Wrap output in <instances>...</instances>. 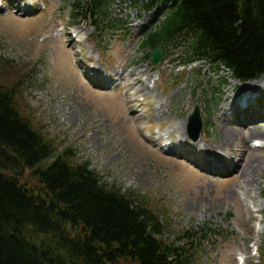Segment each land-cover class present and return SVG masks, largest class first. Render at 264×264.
<instances>
[{
	"label": "rangeland",
	"instance_id": "rangeland-1",
	"mask_svg": "<svg viewBox=\"0 0 264 264\" xmlns=\"http://www.w3.org/2000/svg\"><path fill=\"white\" fill-rule=\"evenodd\" d=\"M76 1L0 0V59L7 67H0V75L9 84L24 77L35 124L59 147L73 146L77 157L88 160L108 185L144 197L145 203L162 216L165 241L177 242L185 230L196 231L206 225L208 231L215 230L217 236L201 241L203 250L195 264H230L229 257L236 264L239 256L245 257L247 264H259L260 255L252 256L250 247L264 248V149L248 151L244 142L247 132L232 146L221 147L222 128L235 127L223 122L220 116L229 94L226 85L233 83L231 76L203 64L177 68L178 54L169 56L173 50L164 48L163 55L169 56L168 60L154 70L162 78L153 72L145 61L148 51L139 45L151 21L162 18L161 4L150 10L128 0H114L108 16L126 23L125 28L106 32L105 37H94L87 21L71 27V5ZM10 3L16 6L12 9ZM18 6L37 13L23 15V11H16ZM92 69L96 76L91 80H98L101 85L102 79L118 81L112 73L120 69L126 70V74L133 71V77L127 78L129 84L125 87L121 81L118 88L105 92L101 85H91L87 72ZM146 72L160 80L155 91L145 95L143 103L141 89H146ZM130 88L133 92H129ZM137 104L143 107L133 114ZM196 104L206 126L215 123V127L202 130L195 156L189 153L190 148L181 150L190 155L186 159L180 158L181 153L176 150L172 151L175 156L170 157L143 143L142 140L150 139L148 134H152L151 145L165 143L163 136L167 135L174 137L170 141H179L177 146L184 145L186 140L192 142L184 124ZM138 115L142 118L137 122ZM201 146L207 150L202 157L213 150L229 163L247 160L254 169L252 184L246 185L241 177L221 178L218 174L196 171L192 163H197ZM231 189L236 191L237 199L227 197Z\"/></svg>",
	"mask_w": 264,
	"mask_h": 264
},
{
	"label": "trees",
	"instance_id": "trees-1",
	"mask_svg": "<svg viewBox=\"0 0 264 264\" xmlns=\"http://www.w3.org/2000/svg\"><path fill=\"white\" fill-rule=\"evenodd\" d=\"M110 1L86 0L84 16L97 29L107 19L99 4ZM129 1L150 7L172 3L143 38V49L162 43L181 51L182 63H221L240 79L264 73V0ZM4 78L0 75V264H186L183 249L158 241L162 225L143 196L108 186L72 148L59 150L35 124L24 77L12 84Z\"/></svg>",
	"mask_w": 264,
	"mask_h": 264
},
{
	"label": "bare ground",
	"instance_id": "bare-ground-1",
	"mask_svg": "<svg viewBox=\"0 0 264 264\" xmlns=\"http://www.w3.org/2000/svg\"><path fill=\"white\" fill-rule=\"evenodd\" d=\"M15 6H16V4L10 3L11 8H13ZM146 71H148V70H146ZM124 72H126V70L120 69L118 72L112 73L114 76H118V81L123 82V87H125V85L129 84L128 83L129 81H127V78L133 77V71H130L127 74ZM143 74H145V76H144L145 81H144L143 85L146 86V89L142 88L141 91L144 92L143 96L145 97V95H148L152 91H155V84H156L157 80H155L154 77H152V78L149 77L148 72L143 73ZM122 76H125V77L122 78ZM130 82H131L130 84L133 85V82L132 81H130ZM152 82H153V85H151ZM114 83H117V82H114ZM235 86H236V84H233V83H231L229 85V89L227 90V94L228 93L229 94L227 96L225 106L222 108L221 115H220L223 122H226L228 124L232 123V124H234L235 127L230 128V126L229 127L224 126V128H222L221 134H220L222 137L221 147L232 146L234 141H237L242 134H245L247 132L248 137L245 138L246 139L244 141L245 146H246L248 151L256 152L257 151L256 148L249 147V143L250 142H253V143H255V142L261 143L262 142V138H263L262 134L263 133L259 129V127H264V125L259 126V124L264 122L263 121L264 118L260 119L259 121H256V122H258L256 124H255V121H249V118L246 115V110H244V112L240 111V105L244 104V103L248 104L250 96H252L254 93H256V92H258L264 88V77L262 79H260L259 81L254 82L252 84L242 85L241 89H235ZM230 87H232L231 90H230ZM129 92H133V88L132 89L130 88ZM135 93H138V91ZM160 111H161V107H160V104H158V107L156 109L157 114H159ZM135 112L136 111H132L133 114ZM233 116L235 117L234 120L229 119ZM185 124H184V126H185ZM237 163H238V165L236 164L237 166L234 165L232 167L229 165V161L225 156H223L219 153H216L213 150H210V151H208L207 155L202 157L201 160H199L196 164H199V167L201 169H203V167L205 166L204 168H205V171L208 175H211L213 173L215 175L216 174L221 175L219 167L222 165L223 167H221V168H225V171L227 173L232 174V179H235L236 177L237 178L241 177L242 181L245 182L246 185L247 184L251 185L252 184L251 175L254 172L252 165L249 166L248 161L245 160L244 158L239 159L237 161ZM243 163L248 164V167H243L245 165ZM231 196H233V198L237 199L236 191L233 189H231L227 193L228 198ZM233 198H231V199L233 200ZM259 211L261 212V210H259Z\"/></svg>",
	"mask_w": 264,
	"mask_h": 264
},
{
	"label": "water",
	"instance_id": "water-1",
	"mask_svg": "<svg viewBox=\"0 0 264 264\" xmlns=\"http://www.w3.org/2000/svg\"><path fill=\"white\" fill-rule=\"evenodd\" d=\"M160 55H161V51H160V49H156V50H154V51L152 52V57H151V59H152V62H153L154 64H157V63L160 61ZM190 121H191V124H192V125H194V124L199 125V124H200V120H199V116H198V113H197V112H195L194 115L191 116ZM198 128H199V127H198Z\"/></svg>",
	"mask_w": 264,
	"mask_h": 264
}]
</instances>
